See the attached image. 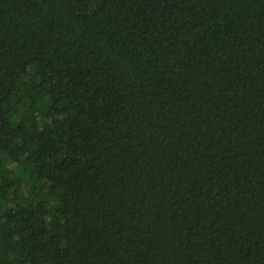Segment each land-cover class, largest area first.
<instances>
[{
    "label": "trees",
    "instance_id": "trees-1",
    "mask_svg": "<svg viewBox=\"0 0 264 264\" xmlns=\"http://www.w3.org/2000/svg\"><path fill=\"white\" fill-rule=\"evenodd\" d=\"M0 264H264V0H0Z\"/></svg>",
    "mask_w": 264,
    "mask_h": 264
}]
</instances>
